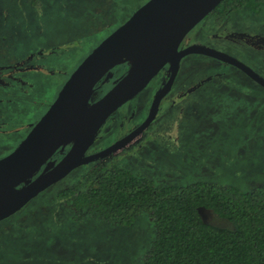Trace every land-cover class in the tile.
<instances>
[{"label":"rangeland","instance_id":"rangeland-1","mask_svg":"<svg viewBox=\"0 0 264 264\" xmlns=\"http://www.w3.org/2000/svg\"><path fill=\"white\" fill-rule=\"evenodd\" d=\"M148 1L0 0V157L24 140L83 59ZM186 40L234 56L264 79V6L222 20L209 14ZM130 65L124 61L113 68L98 83L93 100ZM164 69L112 113L90 151L107 148L141 122L154 91L167 79ZM252 80L238 66L206 54L183 57L173 90L145 134L42 191L12 215L15 228L0 224V264H142L157 234L147 213L121 226L79 215L58 199L59 191L96 162L115 163L160 184L204 180L245 189L264 184V87ZM70 143L52 157L59 159ZM199 211L209 223L236 227L211 209Z\"/></svg>","mask_w":264,"mask_h":264},{"label":"water","instance_id":"water-1","mask_svg":"<svg viewBox=\"0 0 264 264\" xmlns=\"http://www.w3.org/2000/svg\"><path fill=\"white\" fill-rule=\"evenodd\" d=\"M223 0H149L105 37L68 77L53 104L24 140L0 157V222L20 211L42 191L76 168L105 158L124 147L157 115L188 54H206L240 67L264 86L248 65L216 49L181 47L188 33ZM130 61L128 71L102 97L93 100L98 83L117 65ZM170 64L171 73L156 94L148 118L132 132L96 153H89L107 119L139 94ZM71 141L61 159L53 158Z\"/></svg>","mask_w":264,"mask_h":264},{"label":"trees","instance_id":"trees-1","mask_svg":"<svg viewBox=\"0 0 264 264\" xmlns=\"http://www.w3.org/2000/svg\"><path fill=\"white\" fill-rule=\"evenodd\" d=\"M263 6L264 0H223L211 13L222 20L227 13L259 12ZM58 195L77 214H94L115 225L129 226L147 213L157 234L142 264H264V184L252 189L204 180L160 184L115 163L96 162ZM200 207L236 227L205 221ZM11 218L3 221L15 228Z\"/></svg>","mask_w":264,"mask_h":264},{"label":"flooded vegetation","instance_id":"flooded-vegetation-1","mask_svg":"<svg viewBox=\"0 0 264 264\" xmlns=\"http://www.w3.org/2000/svg\"><path fill=\"white\" fill-rule=\"evenodd\" d=\"M214 11V10H213ZM210 14H213V13H210ZM227 14H229V13H227ZM226 14V15H227ZM225 15V16H226ZM224 18V17H223ZM222 18V19H223ZM189 42L186 40V37H185V39L183 40V42H182V44H181V47H187V46H189V44H188ZM212 57V56H211ZM218 59V58H217ZM221 60V59H220ZM221 61H223V60H221ZM225 62V61H224ZM228 63V62H227ZM229 64H231V63H229ZM118 66V65H117ZM240 68V67H239ZM241 69V68H240ZM180 70V69H179ZM242 70V69H241ZM164 71V73H163V75H166L167 77V79L163 82V83H160V84H162V86H160L159 88H157L155 91H154V93H153V95H152V99H151V102H150V105L148 106V110H147V112H146V114L141 118L142 120H141V122L140 123H138V124H136V125H134V124H132V126H129L128 127V132L127 133H125L122 137H124V136H126L127 134H129L130 132H132L135 128H137L139 125H141L147 118H148V116H149V114H150V110H151V107H152V104H153V101H154V98H155V96H156V94L164 87V85L166 84V82L168 81V79H169V76H170V73H171V66H170V64H167V66L165 67V69L163 70ZM162 71V72H163ZM243 72H245L244 70H242ZM179 73V72H178ZM246 73V72H245ZM247 74V73H246ZM178 75V74H177ZM248 75V74H247ZM249 76V75H248ZM250 78H252L251 76H249ZM177 78V77H176ZM253 79V78H252ZM176 80V79H175ZM254 83H256V84H258V85H261L260 83H258L256 80H252ZM213 83H214V81H213ZM174 84H175V82H174ZM174 84H173V86H172V88H171V90L162 98V100H161V103H160V105H159V108H158V111H157V115H156V117L154 118V120H152L147 126H146V128L142 131V132H140L136 137H138L139 135H142V134H145V132L150 128V127H152V125L156 122V120H157V118H158V115H159V112H160V109H161V107H162V105H163V103L162 102H164V99L166 100V97L170 94V92L173 90V87H174ZM149 85V84H148ZM147 85V86H148ZM263 86V85H262ZM264 87V86H263ZM147 87H145L144 89H146ZM143 89V90H144ZM142 90V91H143ZM146 117V118H145ZM145 119V120H144ZM115 121V120H114ZM112 123H115L116 124V126L118 125L116 122H112ZM118 130V129H117ZM166 135H167V133H166ZM159 136H161V135H159ZM171 136V135H170ZM122 137H120V138H122ZM135 137V138H136ZM157 136H153V137H151L150 139H149V141L148 140H146L145 142H148L149 144H150V141L151 140H153L154 138H156ZM119 138V139H120ZM134 139V138H133ZM132 139V140H133ZM131 140V141H132ZM131 141H129V142H131ZM129 142L127 143V144H129ZM172 141H171V139L170 140H167V144H166V146L167 147H169L168 145L171 143ZM126 144V145H127ZM125 145V146H126ZM70 146H71V144H70ZM70 148V147H69ZM68 151H69V149H68ZM67 152V151H66ZM65 152V153H66ZM97 151H90V149H89V153L90 154H92V153H96ZM64 153V154H65ZM64 154L59 158V159H61L63 156H64ZM58 159V160H59ZM98 160V159H97ZM96 160V161H97ZM101 160V159H100ZM159 162H163V161H159Z\"/></svg>","mask_w":264,"mask_h":264}]
</instances>
